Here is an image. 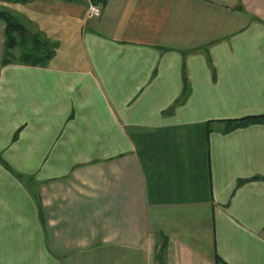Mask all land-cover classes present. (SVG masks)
<instances>
[{
	"label": "crops",
	"instance_id": "0c3cea01",
	"mask_svg": "<svg viewBox=\"0 0 264 264\" xmlns=\"http://www.w3.org/2000/svg\"><path fill=\"white\" fill-rule=\"evenodd\" d=\"M91 1L0 2V264H264V0Z\"/></svg>",
	"mask_w": 264,
	"mask_h": 264
},
{
	"label": "trees",
	"instance_id": "16d2710c",
	"mask_svg": "<svg viewBox=\"0 0 264 264\" xmlns=\"http://www.w3.org/2000/svg\"><path fill=\"white\" fill-rule=\"evenodd\" d=\"M8 2H20L26 3L29 0H5ZM98 2V0L96 1ZM0 18L6 20V38H7V51L6 57L3 59L4 64L13 62L10 57V54L16 57V61L24 64H47L53 57L55 53V46L52 44V48H49V43L39 34H32L31 42L29 43V36L31 33L28 31V27L24 25L18 18L7 12V10H0ZM22 46L23 49L20 50V54L16 56L11 50H15L17 47ZM30 47V48H28ZM12 52V53H11ZM14 60V57H13ZM190 93L187 85L183 91V94L179 100L171 107V110L174 109L177 105L183 103ZM227 126L225 131H232L240 127H244L251 123L264 122V114L257 116H247L238 119H230L225 121Z\"/></svg>",
	"mask_w": 264,
	"mask_h": 264
},
{
	"label": "rangeland",
	"instance_id": "374dc122",
	"mask_svg": "<svg viewBox=\"0 0 264 264\" xmlns=\"http://www.w3.org/2000/svg\"><path fill=\"white\" fill-rule=\"evenodd\" d=\"M1 3L3 2V3H5V2H8V1H5V0H1L0 1ZM9 3H20V2H9ZM92 4H96V5H99L100 7H101V9H100V13H99V15L97 16V15H94L93 17H90L89 16V8H90V6L92 5ZM2 6L0 7V10H7V12H9V13H11L12 15H14L15 16V14H14V12L13 11H11L10 9H7V8H5V5H3V4H1ZM103 10H104V4L102 3V2H96V1H91L90 2V4H89V7H88V10H87V16H88V19L89 20H91V19H94V21L95 20H98L101 16H102V13H103ZM16 17V16H15ZM17 20H20V19H17ZM21 21V20H20ZM4 27L5 26V31H6V26H7V23H6V20L5 19H3V18H0V27ZM27 37H32V34H30L29 36H27ZM7 38H6V34H5V36H4V43H1V63L3 64V59L6 57V54H7V51H9V49H7V47H6V45H7ZM52 44H53V42H51V44H49V48H52ZM20 47V48H19ZM19 47L18 48H16V49H23V47L22 46H20L19 45ZM28 48H30V47H28ZM12 52L13 51H15V50H11ZM11 52V53H12ZM15 53V52H14ZM8 57H10V59L13 61V62H15L14 60L16 59V57L15 56H13V55H11L10 54V56H8ZM13 57H14V60H13ZM34 191V190H33Z\"/></svg>",
	"mask_w": 264,
	"mask_h": 264
},
{
	"label": "built area",
	"instance_id": "2783aa9c",
	"mask_svg": "<svg viewBox=\"0 0 264 264\" xmlns=\"http://www.w3.org/2000/svg\"><path fill=\"white\" fill-rule=\"evenodd\" d=\"M101 7L96 4H92L89 8V16L93 17L94 15H99Z\"/></svg>",
	"mask_w": 264,
	"mask_h": 264
}]
</instances>
